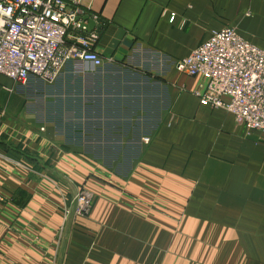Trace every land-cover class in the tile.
Returning <instances> with one entry per match:
<instances>
[{
  "label": "crops",
  "instance_id": "crops-1",
  "mask_svg": "<svg viewBox=\"0 0 264 264\" xmlns=\"http://www.w3.org/2000/svg\"><path fill=\"white\" fill-rule=\"evenodd\" d=\"M89 5L103 64L62 73L91 83L0 75V264H264V133L201 106L205 80L174 65L226 26L264 49V0ZM82 183L90 215L57 242Z\"/></svg>",
  "mask_w": 264,
  "mask_h": 264
},
{
  "label": "built area",
  "instance_id": "built-area-1",
  "mask_svg": "<svg viewBox=\"0 0 264 264\" xmlns=\"http://www.w3.org/2000/svg\"><path fill=\"white\" fill-rule=\"evenodd\" d=\"M89 2L0 0V75L16 85H26L30 78L52 84L71 62L102 66L95 49L98 32L76 34L71 43L66 41L69 31L79 28L76 18L90 9ZM174 65L185 75L205 80L203 88L194 91L201 106L224 109L237 125L264 133L263 48L226 26L212 31ZM91 203L92 194L77 189L61 208L57 242L69 220L86 215Z\"/></svg>",
  "mask_w": 264,
  "mask_h": 264
},
{
  "label": "rangeland",
  "instance_id": "rangeland-1",
  "mask_svg": "<svg viewBox=\"0 0 264 264\" xmlns=\"http://www.w3.org/2000/svg\"><path fill=\"white\" fill-rule=\"evenodd\" d=\"M82 70V71H81ZM81 72V73H87L86 75H85V78L83 79V81L80 79V77H82V76H79L78 74H77V72ZM76 72V73H75ZM140 74V73H139ZM152 75H154V73H151ZM90 78H94L93 76L91 77L90 75H89V70H87V71H84L83 69H81V67L80 66H76L75 67V70L74 69H72V70H69V69H67L64 73H62L58 78H57V80L55 81V82H53V84L54 83H91V80H93V79H90ZM41 81H39V80H35V83H40ZM27 83V82H26ZM46 85H49V84H47V83H45ZM22 94V93H21ZM20 94V95H21ZM45 95V94H44ZM35 96V95H34ZM15 96H13L12 97V99L14 100L15 98H14ZM23 97H24V101H25V103H26V101H27V99H26V93L23 95ZM37 98H40V95H37L36 96ZM29 98V101H30V107H32L31 106V103L34 101V99H35V97H32V98H30V97H28ZM9 99V97L6 95V97H5V100H8ZM42 102V101H41ZM28 105H29V103H28ZM27 105V106H28ZM34 107V106H33ZM37 110V109H36ZM40 110V108H38V110L37 111H39ZM144 142L145 143H148L149 142V137H145L144 139ZM77 189H79V190H85V191H87L88 193H91L92 194V203H91V208L89 209V211H88V213L86 214V215H84L83 217H81V218H87V217H89V215H90V212H91V209H92V206H93V203H94V196H93V193L89 190V188L84 184V183H82V184H80V185H77V187L75 188V192L77 191ZM78 218H80V217H78ZM75 219H77V218H71L70 220H69V222L68 223H72V221L73 220H75Z\"/></svg>",
  "mask_w": 264,
  "mask_h": 264
},
{
  "label": "water",
  "instance_id": "water-1",
  "mask_svg": "<svg viewBox=\"0 0 264 264\" xmlns=\"http://www.w3.org/2000/svg\"><path fill=\"white\" fill-rule=\"evenodd\" d=\"M76 21H78L80 29H84L87 32H91L93 30L98 31L99 27L96 26V22L88 15L77 17Z\"/></svg>",
  "mask_w": 264,
  "mask_h": 264
}]
</instances>
